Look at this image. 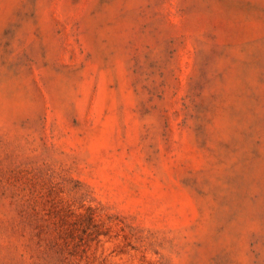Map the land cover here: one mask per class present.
I'll use <instances>...</instances> for the list:
<instances>
[{"label":"rangeland","instance_id":"obj_1","mask_svg":"<svg viewBox=\"0 0 264 264\" xmlns=\"http://www.w3.org/2000/svg\"><path fill=\"white\" fill-rule=\"evenodd\" d=\"M0 264H264V0H0Z\"/></svg>","mask_w":264,"mask_h":264}]
</instances>
